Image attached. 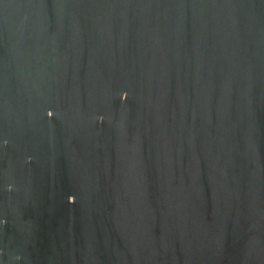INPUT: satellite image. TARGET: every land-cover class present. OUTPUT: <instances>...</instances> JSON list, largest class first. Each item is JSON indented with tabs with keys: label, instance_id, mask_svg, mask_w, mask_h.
<instances>
[{
	"label": "water",
	"instance_id": "1",
	"mask_svg": "<svg viewBox=\"0 0 264 264\" xmlns=\"http://www.w3.org/2000/svg\"><path fill=\"white\" fill-rule=\"evenodd\" d=\"M0 264H264V0H0Z\"/></svg>",
	"mask_w": 264,
	"mask_h": 264
},
{
	"label": "clouds",
	"instance_id": "2",
	"mask_svg": "<svg viewBox=\"0 0 264 264\" xmlns=\"http://www.w3.org/2000/svg\"><path fill=\"white\" fill-rule=\"evenodd\" d=\"M123 98H124V96L122 95L121 99H123ZM47 115H48L49 117H51V116H52V112L49 111V112L47 113ZM72 202H73V199H69V203H72Z\"/></svg>",
	"mask_w": 264,
	"mask_h": 264
}]
</instances>
